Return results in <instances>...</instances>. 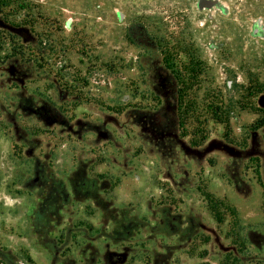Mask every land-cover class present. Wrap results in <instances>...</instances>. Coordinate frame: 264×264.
I'll use <instances>...</instances> for the list:
<instances>
[{
  "label": "rangeland",
  "instance_id": "1",
  "mask_svg": "<svg viewBox=\"0 0 264 264\" xmlns=\"http://www.w3.org/2000/svg\"><path fill=\"white\" fill-rule=\"evenodd\" d=\"M259 121L264 0H0V264H264Z\"/></svg>",
  "mask_w": 264,
  "mask_h": 264
},
{
  "label": "flooded vegetation",
  "instance_id": "2",
  "mask_svg": "<svg viewBox=\"0 0 264 264\" xmlns=\"http://www.w3.org/2000/svg\"><path fill=\"white\" fill-rule=\"evenodd\" d=\"M101 164H98V166H100ZM98 177H100L101 179H99V181L97 180V182H98V185H100V183L102 182H110V180H108V177H111V174L108 176L107 174H105V172H101L100 174H98ZM87 178H88V176H87ZM86 184V187H87V190H88V192L86 193L87 195L89 194H95L97 191V186L98 185H96V179L93 177V178H88V181L87 182H85L84 183V185ZM115 187H112L111 185H109V187H106L105 189H103L104 191H106V192H109V193H111L112 191H115ZM88 195V196H89ZM102 197H103V199H105V198H108V199H111V197L110 196H106V195H101ZM97 198V200L94 202V203H92L91 201L89 202V205H92L94 208H96V209H98V211L99 212H102V213H104V212H106V205H107V203L106 202H103L102 201V198L100 197V196H97L96 197ZM115 256H110V261L111 262H114V260H115Z\"/></svg>",
  "mask_w": 264,
  "mask_h": 264
},
{
  "label": "trees",
  "instance_id": "3",
  "mask_svg": "<svg viewBox=\"0 0 264 264\" xmlns=\"http://www.w3.org/2000/svg\"><path fill=\"white\" fill-rule=\"evenodd\" d=\"M177 115H178V127L182 130H184V124L186 122V119L188 118V113L190 112V106H182V97L179 96L177 99ZM213 115L215 116L216 119L221 120L220 114L216 113L215 111L213 112ZM260 122V121H259ZM257 125H263L264 126V121H261ZM204 140V138H202ZM202 140L200 139L199 141H192L191 144L193 146H197Z\"/></svg>",
  "mask_w": 264,
  "mask_h": 264
}]
</instances>
